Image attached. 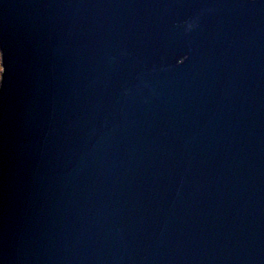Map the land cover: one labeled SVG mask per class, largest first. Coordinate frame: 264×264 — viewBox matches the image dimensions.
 <instances>
[{
    "label": "water",
    "instance_id": "1",
    "mask_svg": "<svg viewBox=\"0 0 264 264\" xmlns=\"http://www.w3.org/2000/svg\"><path fill=\"white\" fill-rule=\"evenodd\" d=\"M0 264H264V0H0Z\"/></svg>",
    "mask_w": 264,
    "mask_h": 264
}]
</instances>
